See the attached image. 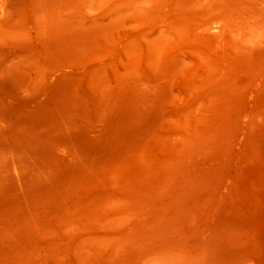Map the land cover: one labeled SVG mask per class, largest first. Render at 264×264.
<instances>
[{"label":"rangeland","instance_id":"obj_1","mask_svg":"<svg viewBox=\"0 0 264 264\" xmlns=\"http://www.w3.org/2000/svg\"><path fill=\"white\" fill-rule=\"evenodd\" d=\"M0 264H264V0H0Z\"/></svg>","mask_w":264,"mask_h":264}]
</instances>
